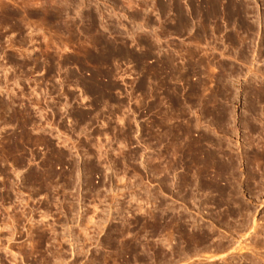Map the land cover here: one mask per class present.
Instances as JSON below:
<instances>
[{
	"label": "rangeland",
	"instance_id": "obj_1",
	"mask_svg": "<svg viewBox=\"0 0 264 264\" xmlns=\"http://www.w3.org/2000/svg\"><path fill=\"white\" fill-rule=\"evenodd\" d=\"M0 264H264V0H0Z\"/></svg>",
	"mask_w": 264,
	"mask_h": 264
},
{
	"label": "bare ground",
	"instance_id": "obj_2",
	"mask_svg": "<svg viewBox=\"0 0 264 264\" xmlns=\"http://www.w3.org/2000/svg\"><path fill=\"white\" fill-rule=\"evenodd\" d=\"M115 238V237H114ZM98 261V260H97Z\"/></svg>",
	"mask_w": 264,
	"mask_h": 264
}]
</instances>
